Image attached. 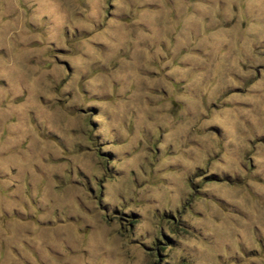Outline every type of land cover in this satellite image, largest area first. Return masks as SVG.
Returning <instances> with one entry per match:
<instances>
[{
  "label": "rangeland",
  "instance_id": "rangeland-1",
  "mask_svg": "<svg viewBox=\"0 0 264 264\" xmlns=\"http://www.w3.org/2000/svg\"><path fill=\"white\" fill-rule=\"evenodd\" d=\"M0 264H264V0H0Z\"/></svg>",
  "mask_w": 264,
  "mask_h": 264
},
{
  "label": "trees",
  "instance_id": "trees-1",
  "mask_svg": "<svg viewBox=\"0 0 264 264\" xmlns=\"http://www.w3.org/2000/svg\"><path fill=\"white\" fill-rule=\"evenodd\" d=\"M209 179H215V176L208 177ZM158 250V247H157Z\"/></svg>",
  "mask_w": 264,
  "mask_h": 264
}]
</instances>
